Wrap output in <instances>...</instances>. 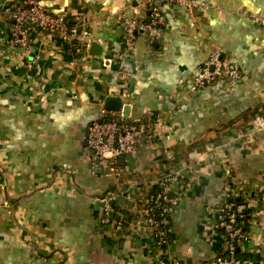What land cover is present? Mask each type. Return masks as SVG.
<instances>
[{"label": "crops", "instance_id": "obj_1", "mask_svg": "<svg viewBox=\"0 0 264 264\" xmlns=\"http://www.w3.org/2000/svg\"><path fill=\"white\" fill-rule=\"evenodd\" d=\"M19 1L0 0V264L154 263L152 237L131 208L163 173L179 172L182 183L190 162L201 175L170 215V255L206 264L223 254L214 219L201 210L235 201L223 192L233 179L253 192L263 185L264 0H197L191 14L164 6L165 23L153 32L139 28L131 45L127 24L149 22L148 0H41L52 14L79 24V52L32 27L28 54L9 42V11ZM216 48L240 66L243 79L191 92ZM107 96L129 107L127 123L116 111L123 124L151 116V145L119 164L114 176L85 158L87 127L100 119ZM97 196L111 198L108 224ZM262 210L247 229L244 258L264 237V204Z\"/></svg>", "mask_w": 264, "mask_h": 264}, {"label": "built area", "instance_id": "obj_2", "mask_svg": "<svg viewBox=\"0 0 264 264\" xmlns=\"http://www.w3.org/2000/svg\"><path fill=\"white\" fill-rule=\"evenodd\" d=\"M155 1L159 2V6H153ZM148 2L151 6L149 22L131 20L127 24L126 35L130 45L139 28L153 32L165 23L162 7L173 4L185 8L191 14L199 6L197 0H148ZM9 15L14 21L9 42L26 54L32 51L29 38L32 27L73 46L72 50L75 53L79 52L75 42L79 24H70L63 16L52 14L42 5L41 0H20L9 11ZM260 22L264 30V17L260 18ZM107 62L109 63V61ZM103 63L106 65V61ZM243 77L240 66L226 54H223L222 50L216 48L211 52L208 60L200 66L193 78L190 90L196 92L218 82H239ZM116 117H118L116 111L102 108L100 119L92 121L85 133L86 160L94 170L110 176L117 175L120 168L118 160L121 156L124 160L131 159L138 149L148 148L152 139L150 115L143 116L128 124L118 122ZM220 152L221 150L216 151L214 157L217 153L221 154ZM182 169L186 178L182 181L180 188L178 186L176 188L178 180L176 177L180 176L179 172L163 173L157 180L151 182L148 191L145 192L139 202L136 201V195L132 191L130 192L129 188L123 189L121 187L128 199L136 201L134 204L136 215L145 224L152 237L149 246L154 258L152 264H184L170 255V215L180 207L182 201L186 200L188 192L198 184L202 168L198 163L190 162ZM261 181L263 185H260L256 190L259 192L254 193L256 191L253 192L248 187V182L233 179L224 187L223 192L227 196L235 197V201H232L231 198L229 202L223 201L217 206H207L201 210L214 219L213 228L221 234L224 241L223 254L216 256L206 264H254L252 258H241L237 254L252 237L251 231L245 230L243 227L245 211L251 212L249 224L263 211L264 179ZM154 186L159 187V190L155 196H152L151 190ZM258 194L260 196L259 201L252 200L253 197L258 198ZM95 200L101 207L102 222L104 224L110 223L113 217V208L110 205L111 198L109 196H97ZM156 209L159 210L158 218L154 213ZM254 244L256 252L260 255L258 264H264V237L257 239Z\"/></svg>", "mask_w": 264, "mask_h": 264}, {"label": "water", "instance_id": "obj_3", "mask_svg": "<svg viewBox=\"0 0 264 264\" xmlns=\"http://www.w3.org/2000/svg\"><path fill=\"white\" fill-rule=\"evenodd\" d=\"M96 44H93L92 46L95 47ZM97 46V45H96ZM98 53V52H97ZM103 108L105 110H113V111H119L122 110L123 117L125 118V123L128 122V113H129V107L127 105H123L122 98L119 96H107L103 103ZM118 122H120V118L117 119ZM260 136L262 137V133H260ZM119 164L124 163V158L121 156L118 160ZM235 200V198H233ZM257 233H260L259 230L256 231ZM252 246V242H250V247ZM253 261L256 263H259L260 261V255L258 252L252 254Z\"/></svg>", "mask_w": 264, "mask_h": 264}, {"label": "trees", "instance_id": "obj_4", "mask_svg": "<svg viewBox=\"0 0 264 264\" xmlns=\"http://www.w3.org/2000/svg\"><path fill=\"white\" fill-rule=\"evenodd\" d=\"M115 62H116V64H118L119 67H121L122 63L117 59V57L115 58ZM158 190H159V187L154 186L152 188V190H151V195L155 196V194H157ZM158 211L159 210L156 209L155 212H154L156 214L157 218H158ZM249 219H250V212H249V210H247V211H245L244 218H243V221L245 222V224L243 223V227H244L245 230H247L249 225H250L249 224ZM170 224H171V219H170ZM169 227H171V225H169ZM237 256L241 257V258H244V256L242 254H240V251H238ZM254 264H258V263L254 262Z\"/></svg>", "mask_w": 264, "mask_h": 264}, {"label": "rangeland", "instance_id": "obj_5", "mask_svg": "<svg viewBox=\"0 0 264 264\" xmlns=\"http://www.w3.org/2000/svg\"><path fill=\"white\" fill-rule=\"evenodd\" d=\"M180 185H181V183H180V178H178L177 186L180 188ZM186 193H187V192H186ZM131 211H132V212L134 211V208H133V207L131 208Z\"/></svg>", "mask_w": 264, "mask_h": 264}]
</instances>
